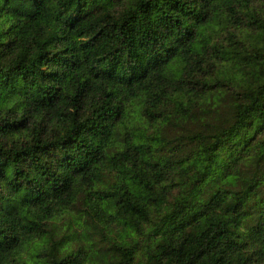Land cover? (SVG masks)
I'll return each instance as SVG.
<instances>
[{"label":"trees","instance_id":"16d2710c","mask_svg":"<svg viewBox=\"0 0 264 264\" xmlns=\"http://www.w3.org/2000/svg\"><path fill=\"white\" fill-rule=\"evenodd\" d=\"M0 264H264V0H0Z\"/></svg>","mask_w":264,"mask_h":264}]
</instances>
